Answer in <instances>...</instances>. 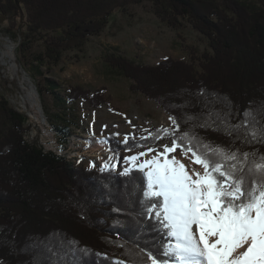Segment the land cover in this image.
Wrapping results in <instances>:
<instances>
[{"label":"trees","instance_id":"1","mask_svg":"<svg viewBox=\"0 0 264 264\" xmlns=\"http://www.w3.org/2000/svg\"><path fill=\"white\" fill-rule=\"evenodd\" d=\"M145 2L173 30L185 20L211 51L200 57L192 50L190 61L167 58L156 65L105 56L131 82V92L156 102L179 124V131L156 130L127 143L112 135L111 153L155 146L165 134L173 143L187 132L201 153L212 155L213 146L235 153L225 167L235 164L236 176L260 182L254 165L264 157V0H0V18L15 40L21 38L24 55L44 43L46 50L33 53L30 63L42 77L46 64L58 67L67 53L84 52L117 10L127 13ZM39 85L59 106L80 100L94 109L112 106L106 87L70 86L65 101L54 83ZM9 103L0 92V264H151L147 249L155 252L163 236L145 218V171L87 169L47 152L27 140L29 119ZM52 117L56 133L68 141L73 120Z\"/></svg>","mask_w":264,"mask_h":264},{"label":"rangeland","instance_id":"2","mask_svg":"<svg viewBox=\"0 0 264 264\" xmlns=\"http://www.w3.org/2000/svg\"><path fill=\"white\" fill-rule=\"evenodd\" d=\"M108 25L99 37L85 42L84 52L67 53L58 67L46 64L42 67L43 76L39 77L33 73L30 63H34L33 53L46 50L44 43H34L32 55H24L21 38L15 40L11 30H7L8 23L0 18V92L13 108L28 117L30 130L26 138L31 144L65 156L76 166L125 174V169L128 172L138 169L137 165L145 160L163 159L160 153L164 152V145H172V140L165 134L155 146L113 155L107 141L110 136H116L121 142L140 140L156 130L168 132L175 126L159 104L131 92V82L113 70L105 56L117 54L139 64L156 65L167 58L190 61L192 50L201 57L211 48L208 40L185 20L177 31L161 22L149 2L132 5L127 13L117 10ZM40 81L54 83L65 101L70 86L87 90L106 87L112 106L105 104L94 109L81 100L56 105L54 95L42 94ZM56 113L74 122L72 134L66 142L56 133L52 117ZM93 139L97 140V145H91ZM149 149L154 151L149 152ZM167 155L181 159L183 163L190 159L194 161L192 153L183 155L178 149ZM133 156L139 159L132 162L129 158ZM203 171L201 166L200 173Z\"/></svg>","mask_w":264,"mask_h":264},{"label":"snow or ice","instance_id":"3","mask_svg":"<svg viewBox=\"0 0 264 264\" xmlns=\"http://www.w3.org/2000/svg\"><path fill=\"white\" fill-rule=\"evenodd\" d=\"M173 125L179 131L175 119ZM194 139L185 132L171 146L164 145L163 159L137 165L140 171L146 169L147 184L141 191L148 201L145 218L155 221L163 236L155 252L147 249V259L151 264H264V157L254 165L262 173L257 182L236 176L235 164L225 167L226 161L237 159L235 153L222 146L209 149L212 155L201 153ZM177 148L183 155L191 152L203 174L169 158Z\"/></svg>","mask_w":264,"mask_h":264},{"label":"bare ground","instance_id":"4","mask_svg":"<svg viewBox=\"0 0 264 264\" xmlns=\"http://www.w3.org/2000/svg\"><path fill=\"white\" fill-rule=\"evenodd\" d=\"M39 122V121H37ZM45 125V123H44ZM98 142L96 139H93L92 142H91V145H97ZM186 165V168L189 169V170H195V171H198L200 172V169H201V166L199 164H196L193 159H190V161H185L184 163Z\"/></svg>","mask_w":264,"mask_h":264}]
</instances>
